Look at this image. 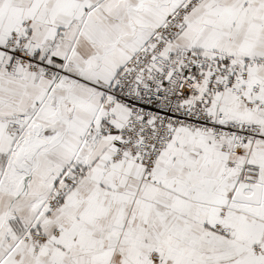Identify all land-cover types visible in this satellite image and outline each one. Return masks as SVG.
Listing matches in <instances>:
<instances>
[{"label":"snow or ice","instance_id":"snow-or-ice-1","mask_svg":"<svg viewBox=\"0 0 264 264\" xmlns=\"http://www.w3.org/2000/svg\"><path fill=\"white\" fill-rule=\"evenodd\" d=\"M0 264H264V0H0Z\"/></svg>","mask_w":264,"mask_h":264}]
</instances>
